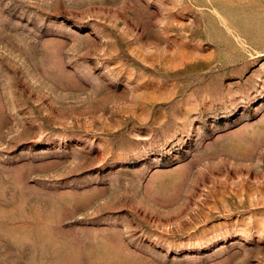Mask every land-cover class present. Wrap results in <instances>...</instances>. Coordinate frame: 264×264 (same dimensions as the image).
Returning a JSON list of instances; mask_svg holds the SVG:
<instances>
[{"label": "rangeland", "instance_id": "374dc122", "mask_svg": "<svg viewBox=\"0 0 264 264\" xmlns=\"http://www.w3.org/2000/svg\"><path fill=\"white\" fill-rule=\"evenodd\" d=\"M0 264H264V0H0Z\"/></svg>", "mask_w": 264, "mask_h": 264}]
</instances>
